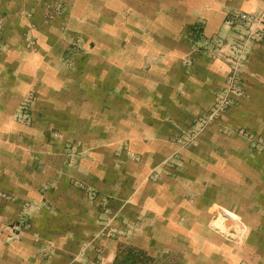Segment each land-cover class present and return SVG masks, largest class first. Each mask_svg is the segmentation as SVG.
<instances>
[{"label": "crops", "instance_id": "obj_1", "mask_svg": "<svg viewBox=\"0 0 264 264\" xmlns=\"http://www.w3.org/2000/svg\"><path fill=\"white\" fill-rule=\"evenodd\" d=\"M131 1L146 3V10L135 14L132 41L125 44L123 19L115 17L113 23L101 8L119 4L118 16L122 0H0V191L9 197L0 203V264H90L97 244L112 247L121 240H109L101 231L108 213L128 238L133 225L141 231L132 237L146 229L148 243L187 241L184 226L199 225L202 192L214 187L227 191L232 208L240 187L245 208L259 212L264 226V155L248 154L243 171L234 166L225 171L213 162L240 154L232 148L245 147L244 141L211 128L197 147L182 150L172 143L179 130L214 104V92L226 82L225 65L195 56L188 35L197 40L224 36L227 16L262 13L264 2ZM80 2L87 10L83 18L76 14ZM58 4L63 12L51 14ZM75 31L95 38L74 56ZM249 53L246 101L224 124L263 135L264 43L253 44ZM32 93L36 119L28 127L14 115ZM60 124L67 141L78 138L83 144L77 171L66 164L63 141L48 138ZM128 144L141 162L110 169L113 160H128L116 156ZM174 152L184 160L179 180L148 181ZM72 178L90 185L88 192L73 186ZM191 194L195 205L188 201ZM258 195L259 205L253 206ZM25 213L31 216L30 229L13 234L8 226ZM159 250L152 252L168 255Z\"/></svg>", "mask_w": 264, "mask_h": 264}, {"label": "rangeland", "instance_id": "obj_2", "mask_svg": "<svg viewBox=\"0 0 264 264\" xmlns=\"http://www.w3.org/2000/svg\"><path fill=\"white\" fill-rule=\"evenodd\" d=\"M97 1V0H96ZM113 1V0H112ZM96 4V5H95ZM94 4V11H99L100 6L99 3ZM97 6V7H96ZM114 7V8H113ZM113 7L109 4L107 6L101 7L102 11L107 13L113 19V23L115 21V17H119L120 20L123 19V40L125 44L130 43L132 40V28L135 27L137 22L134 21L133 18L136 17L137 11L144 12L146 10V3H138L134 4L131 0H122V12L115 16L116 9H118V5H113ZM58 8V13L56 9ZM107 8V9H106ZM87 11L83 7V2H80L79 8L76 10V14H80V18H83L84 12ZM63 12V8L60 4L54 6L52 9L53 15H59ZM244 12V11H242ZM240 11V13H242ZM50 14V15H51ZM51 15V16H53ZM141 17V16H140ZM122 18V19H121ZM81 20V19H79ZM1 21V20H0ZM80 22V21H79ZM96 22V21H95ZM2 25V23H1ZM0 25V26H1ZM93 26H98V23H93ZM95 26V27H96ZM113 26V24H111ZM80 30H83V25L77 26ZM144 36V35H143ZM110 37V36H108ZM146 37V36H144ZM199 37V35H198ZM229 37V34L224 36H215L211 38H206L204 36L199 37L197 40L193 38L190 34L188 35V42L191 46V50L195 56H204L205 58H209L212 60H218L222 64V60L217 59L211 55H209V51H204V48L208 47L212 49L213 47H218V44L222 41L226 40ZM95 36L94 35H84V33H79L75 31L74 38L72 42H70V47L73 48V55L76 53H84V45L88 43H94ZM211 39V40H210ZM72 55V56H73ZM79 62V61H76ZM249 62V61H248ZM225 65V64H224ZM226 67V78L228 75V68ZM77 69H79L77 67ZM246 69V68H245ZM80 70V69H79ZM83 87L84 85L81 84ZM225 86V84H224ZM223 86V87H224ZM219 88L214 92V104L208 108L203 109L200 114L193 119L191 126L187 129L179 130L177 137L172 141L173 144H177L182 150L189 149L192 147L199 146L201 140L205 137L206 133L209 132L211 128H217L220 133H223L227 138H233L237 140L244 141L246 145L241 148H232L234 151L239 152L237 154L232 152L227 154L225 157V161L222 163L213 162L215 167L220 168L221 170L227 171L228 166L237 167V169L243 171L244 170V159L248 154L251 155H264V134H260L252 129L246 127H232L230 125H225V120H228V114L231 113L232 110L241 107L244 105V100L247 96L240 101V103L233 108L229 109L223 116H221L217 121L212 124L206 125L204 128L202 126H198V122L201 118H204L208 113L214 108V105L217 101V94L222 88ZM119 100V99H118ZM31 102V113L30 118L26 122L23 120H19L17 117L19 108L24 102ZM252 101V100H251ZM37 99L33 95H29L25 98L20 105L18 106L14 120L22 125L31 127L34 125L35 120V110ZM108 104L113 106H119L120 103H116L115 100L107 101ZM54 116H49V119H52ZM62 122V121H60ZM58 129H54L49 131L48 138H53L57 142L63 141V152L62 155L66 158V164L71 168V170L77 171L79 170V165L83 159L81 148H83L82 142L78 138L74 139V142L67 141L65 138L66 131L62 130V124L58 126ZM60 129V130H59ZM65 141H64V140ZM247 153V154H246ZM114 159L118 157H123L125 161L114 162L111 163L110 169L119 170L122 166L129 165V161L141 162L139 157L134 154V152L130 149L129 144L124 145L120 151L114 154ZM116 155V156H115ZM117 161V160H116ZM205 163V161L203 160ZM119 165L121 167H119ZM78 167V168H77ZM70 170V171H71ZM121 170V169H120ZM185 171L184 160L181 153L174 152V154L159 168L154 170L148 178V181L153 183H160L165 181V179H173L175 181L179 180V176L182 175ZM171 181V180H170ZM70 183L82 190L90 189V185L83 182L82 180L74 179L70 180ZM236 202L231 205L227 202V191L214 187L209 190H205L202 192L203 198V210L198 211V214L201 215V222H199L198 226L194 224H187L184 226V229H187L188 239L182 241H173L172 243H164V244H154L148 243L147 237L144 233L146 229H143V233L138 235V237H132L140 232L139 227H133L131 224L130 217H126L125 220L129 223V231L131 236L128 238L124 233L126 231H121L118 225V218L114 217L113 220L109 221L110 214L108 213L109 207L106 206L103 211L104 214L109 215L108 219H106V225H101V231L104 234H107L110 240H117L120 238L121 240H117V242H113L109 245L105 246L104 244H97L94 248L95 257L89 261L90 264H264V226H261L260 223V214L259 212L251 211L249 208H245L244 203V194L239 192L241 191L240 187H236ZM242 192V191H241ZM94 195V193H92ZM9 197L0 191V203L3 200H8ZM92 199L95 200V196H92ZM110 199H113V197ZM256 200L253 201V206H258L259 195L255 197ZM188 201L195 205V194H191L188 198ZM255 202V203H254ZM109 205V202H108ZM111 208V207H110ZM195 215L196 213L193 212ZM142 217V215H140ZM31 216L25 213V215H20L19 219L12 225L8 226V229L13 232V234L20 235L22 232H25L27 229H30V220ZM264 219V216L262 215ZM195 222V220H194ZM142 223V222H141ZM189 223H193L192 219H190ZM131 224V225H130ZM203 224V226L201 225ZM22 225V226H21ZM129 234V235H130ZM133 234V235H132ZM197 235V237H192ZM117 236H120L117 238ZM193 238H197V240H193ZM133 241L136 239L135 242ZM140 240V241H139ZM144 240V241H143ZM146 240V241H145ZM157 247V248H155ZM163 250L168 255L161 256L159 254L153 253L155 250ZM159 250V251H160Z\"/></svg>", "mask_w": 264, "mask_h": 264}, {"label": "built area", "instance_id": "obj_3", "mask_svg": "<svg viewBox=\"0 0 264 264\" xmlns=\"http://www.w3.org/2000/svg\"><path fill=\"white\" fill-rule=\"evenodd\" d=\"M223 26L229 37L218 47H206L204 51L208 50L209 55L222 60L228 68V75L225 86L217 94L214 108L198 122L202 128L217 121L245 97V68L250 59V48L255 43H264V12L234 13L226 17ZM30 113L31 102L27 101L19 108L17 117L26 122Z\"/></svg>", "mask_w": 264, "mask_h": 264}]
</instances>
